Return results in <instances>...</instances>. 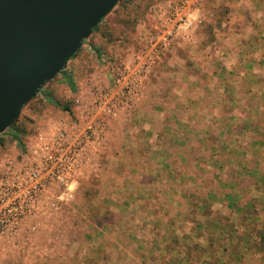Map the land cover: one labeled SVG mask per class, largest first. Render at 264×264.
Here are the masks:
<instances>
[{"label":"rangeland","instance_id":"rangeland-1","mask_svg":"<svg viewBox=\"0 0 264 264\" xmlns=\"http://www.w3.org/2000/svg\"><path fill=\"white\" fill-rule=\"evenodd\" d=\"M239 2L241 5L242 0H120L117 3L105 17L101 28L84 41L76 56L64 68L71 72L78 84L86 78L90 81L96 74L106 70L110 78L101 87L111 86L114 78L113 68L127 65V61L131 65L135 64V55L143 48L142 36L146 32H153L156 27H159L160 33L163 34L167 33L166 30L171 29L176 32V36L163 58L152 63L149 70L138 79L140 85L136 93L133 94L130 103L128 105L121 103L122 107L119 109V113L111 119L107 127V139L102 148L97 172L88 174L76 182L73 199L62 209L53 211L51 219L42 228L30 233L31 235L24 239L25 251L0 255L2 264H129L133 258L135 260L132 264H145L141 255L147 251L145 246L154 245V242L157 247L161 248L162 256L157 257V252L148 254V260L154 259V262L149 264H173L175 261L171 255L174 250H177L176 260L180 257L183 259L182 264H185L183 261L191 258V253H195L194 256L202 255L207 251V248L210 250V255L206 254L200 258L199 264H211L212 249L223 257L224 260L220 261L223 260L224 264H235V262H237L236 264H264L262 237L264 233V192L262 191L264 189V174H261L262 168L259 169V167H264L263 142L249 145L247 169H257L258 173L256 174L254 171V173L249 172L240 176L243 180L236 184L239 195L234 205L227 204L229 198L224 191L225 189L234 190L235 186L230 184L233 180H230L234 176H238L233 172L235 165L222 170L224 171L223 177L228 180V185H221V191L217 190L212 195V202L204 207L200 206L199 211L196 204L201 202V197L210 194L205 189H200L197 184L193 185L197 181L191 172L190 156L185 157L182 168L178 167L184 170L182 207L171 202L170 205L162 207L163 211L160 215H158L160 197H153V189L143 190L144 195H147L146 202L139 203L141 200L137 201L138 205H134L135 203L130 200L124 202L123 198L119 199L122 195L117 192L119 190L115 185L108 183L105 187L107 182L103 183V179L106 180L109 177L114 180L115 176H113L112 170L122 165L132 169V172H127L126 176L141 178L139 174L133 175V162L127 155L130 146L128 149H124L125 145H122L118 151L119 155L116 154L114 124L119 117L134 116L135 113L138 117L142 116L143 112L137 108L145 103L151 106L152 114L149 116L152 119L164 118L165 111H167L165 108L168 107H171L170 111L173 117L189 118L192 113L193 98L195 99L194 105L199 104V99L203 101L204 98L207 101L214 100V102L222 100L221 94H207L209 92L207 85L203 89L194 87L193 85L196 83L188 88L174 86L175 77L160 76L165 67L164 72L167 73H177L180 68L185 76L184 80L194 79L192 74H199L208 80L210 76L206 71L211 64L206 59L208 51L211 50L219 54L222 53L223 46L229 44L228 55L235 62L232 61L230 68L228 56L226 59L227 68L229 67L227 77L223 79L216 74L215 78L221 82L227 80V83L232 87L226 100L229 96L232 102V113L238 114V116L232 115L233 117L245 118L248 115L259 121L260 114H263L259 112V104L264 103V94L259 95V89L264 88V43L259 46L258 42L259 38L264 42V31L260 30L262 32L255 33L259 13L248 8L246 11L248 22H244L243 15L233 13V10L237 11ZM179 7H183L182 11L176 14ZM179 18H183L187 22L182 28H178ZM215 34H218L219 41L216 42L219 45L221 43V50H218L220 47L215 49L213 47V39L215 37L217 39ZM243 34L244 36L247 34V36L242 38ZM211 45L213 46L211 47ZM238 54L243 57L247 56V59L252 63L247 64L248 71L246 73L244 65L237 67L239 65ZM220 57L222 56L220 55ZM102 58H106L107 61L102 62ZM218 64L220 69L224 68L221 62ZM70 88L64 82L62 74L45 85L46 90H55L58 98L63 102L69 99L74 101ZM244 105H248L249 108H245ZM255 106H257L256 109H254ZM53 108L55 106H50L48 109L43 108L35 99L23 107L19 119L24 121L28 127H34L36 123L38 126L40 120L54 112ZM261 119L264 122V116ZM255 123L248 129L247 143L259 139L261 130H259V123L256 127ZM262 126L264 129V124ZM238 127H242L241 122L238 123ZM238 127L236 126V128ZM153 128L159 129L160 127ZM180 128H183L184 134H186L185 142L188 140L190 142L193 135L188 131L191 129L186 126ZM121 133L123 130L119 131L117 138L120 136V141L124 144ZM167 140L171 142V145L181 146L180 149L185 150V142L183 144L178 142L176 145L175 137L167 139L158 137L157 139L159 143ZM13 143L8 136L6 145L0 147V158L14 149ZM222 155L225 159L223 162L230 163L231 157L237 158L240 152L227 154V156ZM152 160V167L159 163L156 157H152ZM173 160L176 161L177 158H173ZM221 160L215 162L211 159L210 164L218 167L217 165L222 163ZM155 176L158 175L150 172L142 177L145 180ZM132 182L134 181L131 179ZM149 182L151 183V181ZM111 185L114 186L112 190L109 189ZM213 185L215 186L216 182ZM137 192L144 197L141 191ZM121 194H123L122 191ZM174 194L172 197L179 196L180 192L177 191ZM103 199L109 203L108 206L101 203ZM232 201L234 200L232 199ZM206 214L215 215L214 219L210 220ZM219 218L222 226H219L217 221ZM113 221L119 225L112 227L109 222ZM123 224L128 228L121 231ZM172 225L176 227L174 228ZM194 228L198 229L195 233L192 231ZM128 229L136 232L129 240L123 234ZM173 230L182 232L181 234L171 233L167 238L180 235L181 239L173 240L172 238V241L168 243V239L163 238L162 234L163 232L170 233ZM117 233H119V237L116 236L112 240V236ZM140 235L141 238H139ZM213 239L217 240L215 245H212ZM217 245L224 246L228 252L223 254L224 251H221L222 254H219ZM170 246L174 250L170 251ZM133 248H136L135 252ZM108 251H111L112 255ZM186 264L194 263L186 262Z\"/></svg>","mask_w":264,"mask_h":264},{"label":"crops","instance_id":"crops-1","mask_svg":"<svg viewBox=\"0 0 264 264\" xmlns=\"http://www.w3.org/2000/svg\"><path fill=\"white\" fill-rule=\"evenodd\" d=\"M243 5V6H241ZM238 6L237 11L233 10V13L243 15L244 16V22H248V19L246 18V11L248 8L252 9L255 11V13H259V19L258 21V26L255 28V33L258 34L260 30L264 31V0H242V3ZM259 8V11H258ZM258 17V14H256ZM263 18V19H262ZM247 19V20H246ZM260 31V32H262ZM217 36V39H213V42L211 47L213 46L214 49L216 47H220L218 50H221L222 45H220L216 42L218 40V34H215ZM247 36V34H245ZM244 34L242 35V38H245ZM219 41V40H218ZM216 42V43H215ZM259 43V44H258ZM257 44L259 46H262L264 42L259 38V42ZM237 44V41H236ZM229 44H225L223 47L224 49L222 50V53L217 54V52L213 51H208L207 58L209 62H211L210 66L207 69V74H209L210 78L207 80L202 76H199V74H192V78L194 79H189V80H184V74H182L181 69L179 68V71L177 73H167L161 71L160 76H170L175 77V80L173 81L174 86L176 87H189L190 85H193L194 87H199V89H203L205 85L208 86L209 92L207 94H221L222 95V100H219V102H214V100H209L207 101L205 98L203 101H200L199 99V104H195V99L193 98V107H192V113L189 116V118L186 117H173L171 115V107H168L167 109L165 108L166 116L160 117L158 119H152L149 115L152 114V109L149 104H143V106L138 107L137 109L141 113L142 116H137L136 113L134 116H123L119 117V119L115 122L114 124V131L116 133L115 137L116 140L114 141L116 143L115 145V150L116 154L119 155L118 151H120V148L122 145H125L124 149H128L130 146L131 150H129V153H127L129 159L133 162V167H134V174H139L141 175V178L138 177V179L134 178V176L128 177L126 176L127 172L131 173L132 169L126 166H118L115 167V169L112 170L114 172L113 176H115V179L112 180L109 175V179L104 180L103 183L107 182L105 184V187L107 184H113L117 188V191L120 195L119 199H124V202L131 201L134 202V205H138L137 201H141L139 203L144 204L147 200V195H144L143 190H148V189H153L152 195L153 197H160L158 200V204L160 207V210L158 211V215H160L163 211L162 207L165 205H170L171 202H175V205H180L182 207L183 205V198L182 194L184 192L183 189V176H184V170L181 168L183 167V162L185 160V157L190 156L191 157V172L196 179L197 182H194L193 185L199 186L200 189H205L206 192L210 195L206 197H201V202L196 204V207L199 208L200 211V206H206L209 205L212 202V195L217 191L220 190L221 185H228L227 182L228 180L223 177L224 174V168L228 169L231 166L235 165V168L233 170L235 175L233 179H231L230 184H232L234 187V190H227L225 189L224 193H226L227 198H229V201L227 204H232L234 205L237 202V196L239 193L237 192L236 184L237 182L243 180V178H240L241 175H245L247 173H255L257 169H247V162H248V152H249V145H252L253 143L257 142H263L264 143V129L263 128V120L261 117L264 116V103L259 104V112H262L263 114H260L261 117H259V121H256L255 119L252 118V116H246L245 118H239V117H233L232 115L238 116V114H233L232 113V102L230 101V97L228 96L226 100L227 94L231 93L230 88L232 87L227 83V80L224 82L218 81L215 78V75H219L223 79L227 77V74L229 72V67L231 68L232 61L235 62L234 59H232L228 54L230 52V47L228 46ZM210 47V48H211ZM229 50V52H228ZM239 52V50H238ZM227 54V55H226ZM220 55L222 57H220ZM229 56V67L227 68V63L226 59ZM245 56V55H244ZM258 56V55H257ZM238 59L237 62L240 65H244L245 67V73L247 70V64H252L247 58V56L243 57L241 54L237 55ZM240 57V58H239ZM259 58V57H258ZM100 62V61H99ZM177 63L179 61H176ZM198 63L199 61H195ZM224 66V68L220 69V63ZM237 64V63H236ZM254 65V64H253ZM199 66V65H198ZM227 68V69H226ZM242 73V74H245ZM97 76V77H96ZM90 81L88 79H84L83 81L80 82V84L77 83L76 78H75V83L76 86L75 88H70V93L73 94L72 98H76L80 96V98L83 95H87L91 92L92 88L94 86H101L106 80H109V73L106 70H103L101 73L96 74ZM96 77V78H95ZM98 78V80H97ZM152 78V77H151ZM219 82V84H217ZM219 85V86H217ZM168 86V85H167ZM213 92H211V90ZM228 89V91H227ZM264 94V88L259 89V95ZM69 105V110H64L61 109L60 107L58 108L56 105L51 104V106H55L52 111L53 113H50L46 115L41 121V123L46 122V118L48 117H65V118H71L69 112L74 113L75 112V106L74 102L72 100L65 101ZM166 105V104H165ZM168 106V105H166ZM195 106V107H194ZM240 107V105H239ZM245 108H249L248 105H244ZM257 106H255L254 109H256ZM51 111V112H52ZM149 112V113H147ZM174 113V112H173ZM170 114V115H169ZM242 123V127H238V123ZM256 125L259 123V139L253 140L251 143H247V140L249 138V127L253 125V123ZM160 127L159 129H154L153 127ZM190 128L191 131H188L190 134H192V138L190 142L186 141V134H184V129L180 127ZM188 126V127H187ZM236 126L238 128H236ZM179 127V128H178ZM123 130V133L120 135L124 139V144H122V141H120V136L117 138V134L119 131ZM157 137V138H156ZM158 137L167 139V138H172L175 137V143L178 145V142L184 143L185 142V150L182 151L180 148L181 146H173L171 145V142L169 140L163 141V143H159L157 141ZM260 148V147H259ZM222 152V153H221ZM240 152V155L237 156V158H232V161L230 160V163L223 162V155L227 154H236ZM152 157H156L157 163L156 166L152 167L151 163L153 162ZM173 158H177L176 161L173 160ZM213 159L215 162H218L219 159L221 160V164L217 165L218 167L211 166L210 161ZM225 160V159H224ZM129 166V165H127ZM181 167V168H178ZM253 168V167H252ZM262 168V170H261ZM261 170V174H264V167H259ZM152 173L155 176L151 179H145L142 177L144 174ZM163 175V176H162ZM171 178V179H170ZM131 179L134 181L131 183ZM151 181V183L149 182ZM216 182V185L214 186L213 183ZM262 184V183H261ZM260 184V185H261ZM154 185V186H151ZM262 186V185H261ZM110 186L109 189H113ZM157 190L155 191V189ZM121 191L123 194H121ZM137 191H141V193L144 195L142 197L139 195ZM180 192L179 196H174L175 192ZM264 192V189L262 190ZM137 192V193H136ZM168 192V193H167ZM168 198V199H167ZM232 199L234 201H232ZM103 199L101 203L103 205L108 206L109 203L104 201ZM170 200V201H169ZM196 208V210H197ZM158 210V209H157ZM111 214V213H110ZM207 218L210 220H213L215 215H210L206 214ZM201 220V219H200ZM219 222V226H222L220 218L217 220ZM123 222H126V220H123ZM192 223L194 221H191ZM107 223V222H106ZM109 224L112 227H116L119 224L115 221L109 222ZM224 224V223H223ZM130 226V225H129ZM174 228L176 226L172 225ZM127 225L123 224L122 230L127 229ZM198 228V227H197ZM194 228L192 231L193 233L197 232L198 229ZM182 231L178 230H173L170 233L163 232L162 237L165 239H168V243L173 240H180L181 236L180 235H174L172 238H167L169 235L172 234H181ZM125 237L129 240L133 234H136L135 231L128 229L126 233H123ZM119 237V233L117 235L112 236V240L115 238ZM115 237V238H114ZM141 238V235L139 236ZM148 238V237H146ZM128 244V243H127ZM136 247V246H135ZM147 248L146 253H142L141 255L143 257L144 263L147 264L154 262V259H147L148 254H153V252H157L156 255L157 257H161V248L157 247L155 245H150V246H145ZM175 247V246H174ZM174 250L170 246V251ZM134 252L136 248H133ZM143 250V249H140ZM222 251V250H221ZM219 250V252H221ZM174 258V263L173 264H182V258L178 257V260H176L175 256L177 250L172 251ZM210 250L207 248L206 254L210 255ZM228 252V250H227ZM110 255H112L111 251H108ZM224 252L223 254H225ZM206 254L203 256H199L196 260L195 263L200 262V258H203ZM221 254V253H219ZM208 255V256H209ZM169 257V255H167ZM208 258V257H207ZM220 259H223L221 257ZM135 258H133L129 264H132L134 262ZM205 260V259H204ZM210 260V259H209ZM224 260V259H223ZM221 261L222 264H224V261ZM139 262V260H138ZM185 264L188 262V260L183 261ZM140 263V262H139ZM237 262H235L236 264ZM165 264H172V263H165Z\"/></svg>","mask_w":264,"mask_h":264},{"label":"built area","instance_id":"built-area-1","mask_svg":"<svg viewBox=\"0 0 264 264\" xmlns=\"http://www.w3.org/2000/svg\"><path fill=\"white\" fill-rule=\"evenodd\" d=\"M178 23V28L187 24L183 18ZM159 29L142 36L143 48L135 55V64L127 61L113 68L111 86L96 85L74 99L71 118L47 117L24 140L10 136L14 149L0 158V255L25 251L24 239L73 199L76 182L97 172L111 119L121 103H130L138 79L163 58L176 36L171 29L165 34Z\"/></svg>","mask_w":264,"mask_h":264},{"label":"water","instance_id":"water-1","mask_svg":"<svg viewBox=\"0 0 264 264\" xmlns=\"http://www.w3.org/2000/svg\"><path fill=\"white\" fill-rule=\"evenodd\" d=\"M120 0H0V134Z\"/></svg>","mask_w":264,"mask_h":264},{"label":"trees","instance_id":"trees-1","mask_svg":"<svg viewBox=\"0 0 264 264\" xmlns=\"http://www.w3.org/2000/svg\"><path fill=\"white\" fill-rule=\"evenodd\" d=\"M104 20H105V18H103L102 21L99 23V25L93 29V32H96L101 28V25L103 24ZM76 54L68 60L67 64L71 61V59H73L76 56ZM59 74L63 75L64 82H66L71 88H73V89L75 88V86H76L75 79H74V77L70 71H68L67 69H63V71H61ZM35 99H37L39 101V105H41V107L46 108V109H48L51 106V104H54L58 108L60 107L61 109L69 110L68 103L63 102L61 99H59L58 94L56 93L55 90H46L45 86L40 90L38 95L36 97H34L33 99H31L29 102H31ZM20 114H21V112H20ZM19 117H20V115L14 121V123L3 134H0V147H3L6 145L8 136H12V138H14L15 140L20 141V140L26 139L28 137V135H30L34 132L35 128L37 127V123L34 125V127H28L24 121H20ZM262 237H263V242H264V233H263ZM216 241L217 240L213 239L212 245H215L214 243ZM217 246H218V248H217L218 251L222 250L224 252H227V248H225L224 246L223 247H221V245H217ZM220 253L222 254V252H220ZM194 254L195 253H191L190 254L191 258H188L186 260H188V262L195 264V260L199 256H203L206 253H203L202 255L201 254L195 255V256H194ZM212 257H213L211 259L212 261L210 262L211 264H221V261H220L221 255H218L216 250L212 249Z\"/></svg>","mask_w":264,"mask_h":264}]
</instances>
